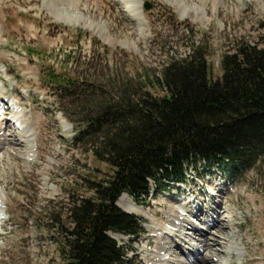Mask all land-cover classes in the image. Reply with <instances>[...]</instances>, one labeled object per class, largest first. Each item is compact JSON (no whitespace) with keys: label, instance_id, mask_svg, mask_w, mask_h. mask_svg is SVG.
Returning <instances> with one entry per match:
<instances>
[{"label":"rangeland","instance_id":"1","mask_svg":"<svg viewBox=\"0 0 264 264\" xmlns=\"http://www.w3.org/2000/svg\"><path fill=\"white\" fill-rule=\"evenodd\" d=\"M141 2L147 25L145 34L138 35L117 0H76L74 5L66 0H0V209L6 212L0 221V264H62L52 217L65 221L71 196H89L88 179L108 171L105 163L74 143L80 126L66 115L71 103L66 95L81 89L80 97L87 100L82 104L104 105L116 103L122 91H148L159 97L162 90L150 81L170 58L202 47L210 76L216 79L221 76L222 56L237 41L260 44L264 39V0ZM145 3L151 8L146 9ZM182 5L188 6L185 18L179 12ZM57 8L104 25L115 44L87 26L60 21ZM123 42L134 44V49ZM52 76L82 81L85 86L75 84L77 88L63 91L61 102L60 86L50 82ZM19 115L15 122L21 121V131L14 127ZM80 117L74 114V119ZM28 140L34 148L31 160L25 157ZM187 173V181L177 186L158 189L151 184L148 204H137L149 217L130 212L142 221L139 236L111 234L124 253L123 264H160L162 258L165 264H194L187 255L189 245L176 247L179 242L174 237L162 234L166 230L174 236L170 229L182 237L190 231L187 240L201 248L199 257H206L208 249L201 239H193L192 231L182 224L172 226L180 206L189 220L210 231H215L212 221L232 212L236 236L231 241L244 247L232 264H264V159L241 172L236 181L222 168L204 163Z\"/></svg>","mask_w":264,"mask_h":264},{"label":"trees","instance_id":"2","mask_svg":"<svg viewBox=\"0 0 264 264\" xmlns=\"http://www.w3.org/2000/svg\"><path fill=\"white\" fill-rule=\"evenodd\" d=\"M220 68L221 76L212 79L204 49L195 46L152 77L163 92L159 97L122 91L116 103L104 105L82 104L81 89L66 95V115L80 126L74 143L108 171L88 179L89 196H71L65 221L52 217L62 264H123L124 253L109 233L134 238L144 230L140 218L117 205L124 193L143 205L151 184L161 189L186 182L188 170L201 163L236 181L263 161L264 39L237 41ZM50 82L60 86L61 102L63 91L85 86L59 76Z\"/></svg>","mask_w":264,"mask_h":264},{"label":"bare ground","instance_id":"3","mask_svg":"<svg viewBox=\"0 0 264 264\" xmlns=\"http://www.w3.org/2000/svg\"><path fill=\"white\" fill-rule=\"evenodd\" d=\"M117 1L123 5L124 12H126V14H128L129 17L131 18L132 22L135 25V28H136L138 35H142L145 31L147 22L144 19L143 14L140 13V8H141L140 5L142 3L141 0H117ZM66 2H68V4H70V5L76 4L75 3L76 0H66ZM50 3H52V0H50ZM187 8H188V6H186V5L180 6L179 12L181 13V16L183 18L187 17V15L185 16ZM56 11H57V13H61V15H62V16H59L60 21L66 22L67 24H71V25L72 24H77V25L82 24L84 26H87V27L91 28L97 35H99L105 42H107L109 44H115V41L109 37V33L105 29L106 27L104 25L89 21L85 16H83L81 14H75V13L67 14V11L60 10L59 8H57ZM123 44H126L129 48L134 49V47H135L134 44L130 45L126 42H123ZM0 104L2 105L3 102H0ZM14 106L16 107V105H14ZM16 111H17V107H16ZM20 117H21V115L14 117V122ZM25 123H26V121H23L22 124H25ZM5 124H6L5 126L7 127V125H8L7 120H6ZM20 124H21V121H18L17 123L15 122L14 127L20 128L19 130L21 131L22 125H20ZM30 136L31 135H28V137H30ZM30 141H32V140H30ZM12 142H14V141H12ZM28 142H29V140L26 143L25 157L27 158V160L28 159L31 160L34 158V152H33L34 148L31 150L30 146H28L29 145ZM0 200H2L1 197H0ZM2 201L0 202V208L2 207ZM4 205H5V203H4ZM117 205L128 213H130V212H132L134 214L141 213L145 216H147V214H148V217L150 215L148 213V211L145 210L143 207L137 206L136 203L134 204V202L131 201V198H129V196L127 194H123L118 199ZM0 211H1V209H0ZM1 212L2 213H0V221L2 223V220H4L6 217V215H4L6 212L3 213V210ZM210 212L214 213L215 208L211 207ZM176 214H177L178 219H176L174 221L175 224H172V226L177 227V225L179 226L180 224H182L187 230L192 231V233L194 235L193 239H195V238L201 239L203 242L202 247H204V249L205 248L208 249V251H207L208 253H207L206 257H204V256L199 257V253L201 252V248H199V246H196V244L192 242V239L187 240V238H186L189 235L190 231L186 232V234L182 237L181 234H177L178 232L176 229L168 230L169 232H172V234H174V236L167 234V231L163 230L162 231L163 235H167L168 237H174L179 242L178 246H176V247H181V249H183L184 246L189 245L186 247V249L190 250L189 252H187V255H189L191 257L192 260L190 259V261L192 263L194 262V264H210V263L214 262L215 264H232L231 259L235 255L238 258H240L243 255L244 247H242L241 244L235 240L231 241V239H235V236H236V230L234 231V229L232 228V222H233V213L232 212H228L227 215H224L222 217V219L221 218L218 219L217 222H215V221L211 222L210 225L212 227H214L215 231H210L207 229L199 228L194 221L189 220L185 216L186 215L185 209L182 206H180L178 208ZM225 217L227 219L226 222L224 221ZM178 238H180V239L182 238V240H184L185 243L180 241ZM217 246H220L222 248V250H218ZM190 254H193V256H191ZM160 260H161L160 264H165V258H162Z\"/></svg>","mask_w":264,"mask_h":264},{"label":"water","instance_id":"4","mask_svg":"<svg viewBox=\"0 0 264 264\" xmlns=\"http://www.w3.org/2000/svg\"><path fill=\"white\" fill-rule=\"evenodd\" d=\"M144 6H145L146 9H150L151 8V5L149 3H145Z\"/></svg>","mask_w":264,"mask_h":264}]
</instances>
